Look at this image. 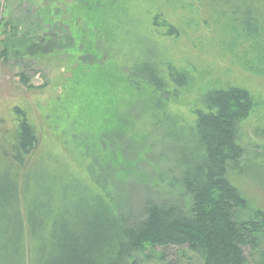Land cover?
<instances>
[{
    "label": "trees",
    "instance_id": "obj_1",
    "mask_svg": "<svg viewBox=\"0 0 264 264\" xmlns=\"http://www.w3.org/2000/svg\"><path fill=\"white\" fill-rule=\"evenodd\" d=\"M17 2V15L0 22L4 29L0 58L17 69L21 80L39 72L35 69L42 59L58 53L78 54L77 50L82 56L77 63L110 68L116 92L115 103L110 104L119 116L118 140L110 137L112 143H106L113 148L97 151L95 159L114 172L117 156L122 155L124 176L114 172V189L109 188L110 177L105 174L90 179V185L82 182L88 188L75 183L76 191L67 194L50 226L32 227L23 221L30 209L21 208L18 182L0 175V264H20L28 226L29 231L48 232L53 252L45 264H138L139 255L148 262L152 254L146 252L156 248L163 249L158 253L161 263L165 250L174 249L183 256L192 253L196 264H247V253H257L264 264V216L250 207L228 179L244 168L240 164L246 150L238 127L253 108L248 92L213 83L202 87L197 100L203 109L195 110L189 131L168 129L162 139L148 140L136 134L138 121L143 115L160 113L174 98L171 95L177 94L169 92L155 65L142 63L128 69L116 63L111 51L116 34L110 24L113 27L117 16L125 14L124 0H68L61 2L63 7L55 5L56 0ZM235 24L237 36L257 42L253 54L264 64L257 18L243 10ZM188 75L175 72L172 82L184 87ZM21 127L29 148L33 134L24 121ZM86 134L91 136L87 129L84 136L89 137ZM97 140L101 141L100 136ZM162 142L166 146L156 151L155 144ZM81 145L78 142L77 147Z\"/></svg>",
    "mask_w": 264,
    "mask_h": 264
},
{
    "label": "rangeland",
    "instance_id": "obj_2",
    "mask_svg": "<svg viewBox=\"0 0 264 264\" xmlns=\"http://www.w3.org/2000/svg\"><path fill=\"white\" fill-rule=\"evenodd\" d=\"M66 1L56 0L55 5L63 7ZM9 2L5 21L8 15H17V0ZM124 3L125 14L117 16L113 27L110 24L116 34V45L111 50L116 63L128 69L142 63L155 65L169 92L177 94L171 95L175 99L160 113L143 115L135 128L136 134L156 140L162 139L168 129L189 131L195 110L203 109L197 100L199 89L212 83L218 87L243 88L253 101L251 113L238 127L241 146L246 150L240 164L244 168L242 172L229 174L228 179L250 207L264 216V64L253 54L257 42L235 34V19L240 20L241 12L249 10L259 22L257 37L264 47V0H124ZM76 52L42 59L41 66L35 69L40 73L27 74L26 81L20 79L17 69L0 58V175L18 182L21 208L30 209L23 221L32 227L50 226L53 213L64 206L67 194L76 191L75 183L90 185V179L105 174L110 177L109 188L114 189V172L124 176L122 155L117 156L114 172L104 167L102 160L95 159L97 151L113 148L110 137L118 140L119 116L111 109L116 92L110 68L82 60V64L77 63L82 56ZM183 71L189 74V83L179 88L172 82L173 76ZM23 121L33 134L29 148H25L28 135L22 130ZM89 122L92 126H87ZM125 124L128 127V120ZM85 129L91 136H84ZM104 135L110 139H104ZM78 142H82L79 147ZM155 145L156 151L166 146L164 142ZM27 229L20 264H45L47 255L53 252L48 232ZM162 250L146 252L152 254L148 262L139 255L138 264L197 262L190 252L183 256L181 251L169 249L165 250V262L161 263L158 253ZM246 257L247 264H261L257 253H247Z\"/></svg>",
    "mask_w": 264,
    "mask_h": 264
},
{
    "label": "built area",
    "instance_id": "obj_3",
    "mask_svg": "<svg viewBox=\"0 0 264 264\" xmlns=\"http://www.w3.org/2000/svg\"><path fill=\"white\" fill-rule=\"evenodd\" d=\"M10 0H0V22L5 20V13Z\"/></svg>",
    "mask_w": 264,
    "mask_h": 264
}]
</instances>
